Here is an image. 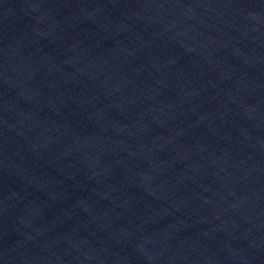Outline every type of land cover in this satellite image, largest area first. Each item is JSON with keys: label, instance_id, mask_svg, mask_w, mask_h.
Instances as JSON below:
<instances>
[{"label": "water", "instance_id": "water-1", "mask_svg": "<svg viewBox=\"0 0 264 264\" xmlns=\"http://www.w3.org/2000/svg\"><path fill=\"white\" fill-rule=\"evenodd\" d=\"M0 264H264V0H0Z\"/></svg>", "mask_w": 264, "mask_h": 264}]
</instances>
